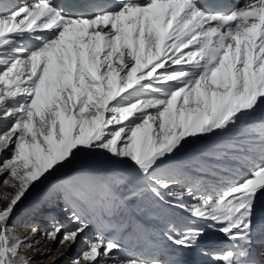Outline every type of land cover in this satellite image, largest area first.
Instances as JSON below:
<instances>
[{
  "label": "snow or ice",
  "instance_id": "snow-or-ice-1",
  "mask_svg": "<svg viewBox=\"0 0 264 264\" xmlns=\"http://www.w3.org/2000/svg\"><path fill=\"white\" fill-rule=\"evenodd\" d=\"M0 187V264H264V0H0Z\"/></svg>",
  "mask_w": 264,
  "mask_h": 264
},
{
  "label": "bare ground",
  "instance_id": "bare-ground-1",
  "mask_svg": "<svg viewBox=\"0 0 264 264\" xmlns=\"http://www.w3.org/2000/svg\"><path fill=\"white\" fill-rule=\"evenodd\" d=\"M80 2H86V0H80ZM242 2H243V0H242ZM81 163H83V161H81ZM142 218H143V220L147 223V224H151V225H153V226H158L159 225V221L157 220V219H155L154 217H149V216H142ZM46 227H48V226H46ZM261 227H264V223H257V231H259V229L261 228ZM30 228V227H29ZM41 228V227H40ZM27 229V230H26ZM26 229H24L23 230V233H25L26 235H28L29 234V231H30V229H28V227L26 228ZM38 241H40V243L38 244V245H42L41 247L42 248H40L38 251H37V254H38V256L41 258V259H45V258H47L48 256V262H47V264H51V263H53V261L57 258V257H59V255H60V250H57V251H55V252H53V247H52V245L50 244L52 241H50V240H47V241H45V239H43L42 237H41V235L40 234H38L37 235V238H36ZM205 243L207 244V246L210 248V249H220V248H222L224 245H223V242H222V240L218 237V236H212V235H210V236H208L207 238H206V241H205ZM48 249H52V252L48 255V256H43V255H41L42 253H44V252H46ZM53 253V255H51ZM66 261V260H65ZM41 262V261H40ZM45 263H46V261H45ZM62 263V262H61Z\"/></svg>",
  "mask_w": 264,
  "mask_h": 264
},
{
  "label": "rangeland",
  "instance_id": "rangeland-1",
  "mask_svg": "<svg viewBox=\"0 0 264 264\" xmlns=\"http://www.w3.org/2000/svg\"><path fill=\"white\" fill-rule=\"evenodd\" d=\"M17 2H22V0H17ZM67 175H71V172H68ZM3 192H4V189H3L2 187H0V195H3ZM33 222H34V221L32 220L31 217H22V218H18V219L15 220V223H16V225H17V228H18V230H19V232H20V235H21L22 237L27 236L25 233H23V230L26 229L27 227H28V229H30L29 227H31V224H32ZM35 222L38 223L39 227H41V228H40L41 230H43L44 228H46V226H49L48 223H47V221L44 220L43 218H37ZM141 222L146 223V222L143 220L142 217H141ZM146 224H147V223H146ZM148 225H149V224H148ZM149 226H153V225L150 224ZM38 234H39V233H38ZM38 234H37V235H38ZM36 238H37V236H36ZM45 241H46V240H45ZM50 244L52 245L53 243L51 242ZM41 246H42V245H37L38 250H39L40 248H42ZM52 247L54 248V249H53V252H55V251L58 250V245H57V244H53ZM51 255H53V253H52ZM48 257H49V256H48ZM48 257L45 258V259H41V258L38 256L37 252H36V253H35L36 264H47V262H48V261H47V260H48ZM65 260H66V259H65L64 257H61V256L59 255V257H57V258L54 260V264H67V262H66ZM40 261H41V262H40ZM45 261H46V263H45ZM61 262H62V263H61ZM51 264H53V263H51Z\"/></svg>",
  "mask_w": 264,
  "mask_h": 264
}]
</instances>
